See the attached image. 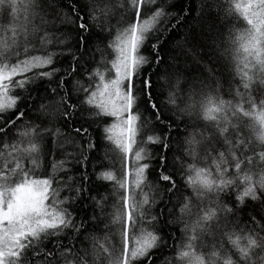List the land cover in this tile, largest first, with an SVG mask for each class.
Segmentation results:
<instances>
[{"label": "snow or ice", "instance_id": "6c2138e0", "mask_svg": "<svg viewBox=\"0 0 264 264\" xmlns=\"http://www.w3.org/2000/svg\"><path fill=\"white\" fill-rule=\"evenodd\" d=\"M175 7L168 5L166 0H23L22 3L20 0H0V14L9 17L14 25L11 36L0 39V156H3L0 161V264H264V174L258 180L250 174L257 164L264 173V134L259 136L261 150L257 152L256 147L242 136L238 117L250 113L240 102L232 108V116L237 117L236 124L226 116L221 119L217 115L225 112V105H231V101H213L208 96V103H215V107L202 105V116L201 111L189 103L197 94L205 95L206 91L220 88V81L214 77L211 68L193 66H199L203 56L202 52L196 51L198 47L208 48L213 55L221 47L215 35L217 25L221 28L219 36H223L226 27L231 35L229 17L233 16L234 7L239 15L233 18L246 22L248 27L247 35L236 37L232 43L243 41L239 47L252 58L255 70L253 75L243 73L241 84L247 92L252 88L254 76L259 81V107L264 125V0H246L223 13L219 0H198V3L188 0L173 15L169 9ZM149 13L148 20L139 25L141 16ZM190 18L199 24L201 34L212 43H200L193 33L191 41L185 37L172 48H165L167 41L163 33L168 31L169 25L176 26L171 21ZM126 19L128 26L118 33L115 41L103 48L86 46V35L96 37L103 44ZM157 20L160 23L153 26ZM71 32H75V44L70 47ZM88 44H91L90 40ZM145 45H150L153 60L140 54ZM109 49L115 52L109 69L114 70V78L105 82L101 75L100 83H95L98 70L85 68L82 75L87 77L88 86L80 80L75 81L74 86L76 92H83V99L78 95L73 98L65 90L63 76L57 87L52 88L50 84L43 87L45 79L51 81L60 71L53 66L59 62L58 57H71L73 63L65 69L64 75H74L77 65L91 68L98 63L96 54L103 60L111 55ZM35 52L41 55H34ZM46 66L52 67L33 71ZM161 66L163 85L157 94L151 74L144 73L148 69L160 71ZM196 71L201 75H195ZM157 95L164 99L157 102ZM236 95L240 96V93L237 91ZM247 103L252 110L257 109L252 95L248 96ZM85 105L99 109L90 111V116L99 118L91 123L105 125L99 139L90 136L91 123L85 126L76 121L77 112H82ZM27 110L35 117L25 126L32 129L33 134L21 133L28 137V147L20 149L9 144L7 137L27 115ZM186 116L188 120L184 119ZM109 117L115 118L111 124L107 120ZM201 119L206 123H201ZM57 120H62L68 127L67 134L50 127ZM189 120L192 131H188ZM145 132L148 133L146 138ZM185 132L187 135L181 142ZM138 134L142 137L139 143L145 147L135 151L137 160L142 158V153L147 160L153 159L147 144L164 151L156 157L159 166L155 169V183L147 180L149 162L134 165L129 180L128 154L134 151ZM45 136H51L54 145L58 137H63V143L59 144L61 148L65 144L78 148L82 165L89 159L85 151L103 152L97 165L101 171L94 175L97 181H110L120 190L119 209L115 214L106 211L105 185L96 183L94 188L88 187L90 181L86 173H82L76 183L72 182L73 177H68L69 182L64 184L67 195L63 199L51 190L50 178L30 176L23 161L27 159L33 165L39 164L40 142ZM77 136L81 139L77 140ZM173 140L183 149V157L205 165L196 169L197 176L205 177L198 182V187L191 176L185 180L193 187L192 195L199 201L191 231L188 221L192 215V199L181 192L180 181L176 179L184 166L183 157H177L172 169L166 166V154L171 150ZM106 142L119 150V179L114 171L104 170V158L113 151ZM192 167L188 165L189 170ZM180 175L183 179L184 173ZM233 187L237 190L234 206L216 203L209 208L201 207L205 198H218ZM50 197L52 203L46 204ZM245 198L253 202V214L241 224L239 214L243 211ZM80 203L84 206L83 215L76 209ZM89 205H92L91 212L87 211ZM157 206L159 211H156ZM165 211L171 219L164 218ZM117 222L121 225L118 244H112L107 236L104 243L99 242L95 234ZM145 223L151 230L141 229L138 237L129 234L130 228L135 233L137 225ZM172 225H183L181 231L187 238L186 243L176 246L174 261L164 256V249L170 247L166 237L173 235L164 229ZM197 230L200 234L207 231L213 243L209 245L201 239ZM217 234L219 243L216 242ZM197 242L204 250L200 255L191 251Z\"/></svg>", "mask_w": 264, "mask_h": 264}, {"label": "trees", "instance_id": "16d2710c", "mask_svg": "<svg viewBox=\"0 0 264 264\" xmlns=\"http://www.w3.org/2000/svg\"><path fill=\"white\" fill-rule=\"evenodd\" d=\"M195 2L198 3V0H195ZM246 0H219V3L222 6V13L232 7L233 5L237 3H245ZM166 3L168 5H175V8H170L169 11L175 15L176 12L181 8L182 5H186L188 3V0H166ZM233 16H230L229 19L231 20V35H229V28L226 27L223 29V36H219V33L221 32V28L219 25L215 28V35L217 43L221 45V47L218 49L215 55L211 53V51L208 48H197L196 51L198 53L202 52L203 56L200 62L199 66H193L194 68H211L213 70V75L215 78H218L220 81V88L213 92H207L205 95H195L189 100V103L192 104L196 110L201 111L202 116V109L201 106L206 107H215V103L209 104L208 103V96H211L213 101H218L219 99H223L225 101H231V105H225V112L218 113L217 115L221 117V119L225 118V116L231 121V123L236 124L237 123V117L232 116V108L235 106L237 102H240L244 109L246 111H249L250 115L248 116H239V126L242 128V136L243 138L252 146L256 147V151L259 152L261 149L259 147L260 141L259 136L264 134V125L261 123V108L259 107V92H258V85L259 81L255 79V76L253 77V85L252 88L249 91H245L241 84V76L243 73L247 72L249 75H253L254 69L252 67V58L248 56L246 53L243 52V49L239 47L243 41H237L236 44H233L232 41L236 39V37L239 36H246L247 35V25L246 22H243L242 20L237 21L233 17L238 16L239 13L235 12V9L233 7L232 9ZM151 13L148 15H142L141 19L145 20L148 19V16H150ZM2 20H4L3 25L8 24L10 26H14L11 22V19L9 17H5L2 15ZM127 19L124 23H122L119 27V29H114L112 36L108 37L103 44L99 40L96 39V37H88L86 35V46L88 47H101L103 48L107 43L110 41H115L116 37L119 32H122L124 28L128 26ZM160 23L159 20L155 21L153 26H156ZM171 24H175V27H171V25L168 26V31H165L164 37L167 43H165V48H172L175 43L178 40H183L185 37H188V39L192 40V34H195L196 40H198L200 43H212L211 40L207 39L206 35L201 34V29L199 24L194 19H188L186 21H171ZM151 30V29H150ZM170 33V34H169ZM205 33H207V29H205ZM70 36L73 37V39H70L68 41L69 46L75 44V32L69 33ZM91 41V44H88V41ZM155 42V41H153ZM163 43V41H162ZM214 47L216 45H213ZM237 49H239L237 51ZM109 52L111 55L106 56L103 60L99 56V54H96V60L98 63L93 64L91 68H89L88 65H84L81 67L80 65H77V72L76 74H69L67 76L64 75L65 69L70 68L72 65V60L70 56H61L58 57L57 60L58 63H54V67L58 68L60 71L56 73L51 79V81H48L45 79L43 87H48L49 84L52 88L57 87V83L60 80L61 76L64 77L66 83L64 85V88L66 91L70 92L75 98L77 95L80 96L81 99H83V92H76L75 91V81L80 80L81 83L84 84L85 87L88 86L87 77L83 76L82 73H84V69L88 68L89 71H92L93 69L98 70L99 75L95 77V83H100V76L102 75L104 78H109L115 74L114 70L109 71L111 68V60L115 59V52L111 49H109ZM34 55H41L40 52L33 53ZM140 54L147 56L149 60L154 59V54L151 53L150 45H145L141 48ZM209 58H211L209 62ZM21 59H23V56H21ZM247 64V67L245 66ZM52 66H46L45 68L39 69V70H33V71H45L50 70ZM144 68H147V65L143 66ZM163 72V66H161L160 71H155L154 69H148L147 72L144 73V75L151 74V79L153 84L156 86L154 88V91L159 94L162 91V85L163 80L160 78L161 73ZM197 76H200V71H196L194 73ZM206 74V73H205ZM26 75H31V73H27ZM202 78V77H201ZM215 87V86H214ZM231 89V91H230ZM240 93V96L236 95V92ZM166 95V92H165ZM252 95L253 99L257 102V109L252 110L250 105L247 103L248 96ZM157 102H160L164 99L163 96L157 95L156 97ZM143 107V105H142ZM90 111L95 112L99 111V109H95L92 106L85 105L84 110L78 111L76 114V121H78L80 124H85L87 126L88 123H91L93 119H99L90 116ZM146 114V113H145ZM185 120H188L189 118L186 116L184 117ZM35 120V117L33 115V112L30 110H27V115L17 123V126L15 129L12 130V132L7 137V142L9 144H14L20 149H24L28 147L27 139L28 137L22 136L21 133L27 131L28 135L31 136L33 134L32 129H26V125L32 121ZM108 123L111 124L114 122L115 118L109 117L107 118ZM38 123V121H37ZM201 123H206L201 119ZM50 127L53 128V131H55L56 128H59L60 131L64 134H67L69 129L64 124L62 120L55 121ZM105 127L103 123H91V127L89 128L90 136L96 137L99 139L102 129ZM183 128V125H181ZM188 131H192V121L189 120V127ZM148 133L145 132L144 137L146 138V135ZM187 132L183 133L181 136V142L183 140V136H186ZM141 136L138 134L137 136V144H134V151H131L128 154V165L131 166V160L132 156L135 155V151H138L140 147H145V145L140 144L139 141L141 140ZM77 140H80V137H76ZM63 143V137L57 138V144H53V138L51 136H45L43 141L40 142L41 144V151L39 153L38 159L39 164L33 165L29 160L25 159L23 161L24 167L26 170L29 171V174L32 178L36 179H43V178H50L52 180L51 184V190L55 191L59 197V199H63L65 195H67L66 190L64 189V184L69 182L68 177H73V183L80 181V175L82 173H86L89 176V183L88 187L94 188V185L96 183H103L107 189V191L104 193L108 196L107 201V208L106 211L109 213L115 214L118 209V201H119V195L118 192L120 191L117 188L113 187L112 182L110 181H97L96 177L94 175V172L101 171L97 165L100 164V160L103 157V152H87L85 151V155L89 156V159L83 162V165L81 164V155L78 148H74L71 145L65 144L63 148L59 147V144ZM110 149H113V151H109L107 153V157L104 158V170L105 171H114V174L116 175L117 179L120 178V161H119V150L115 149V145L111 142H106ZM148 153L153 158L151 161L147 160L145 157V154H143V160L144 162L150 163V168L147 171V180L151 183H155L156 181V175H155V169L159 166L157 164L156 157L158 155L164 154L163 149L158 148L155 145L147 144L146 145ZM2 151V150H0ZM8 152H11V149L7 150ZM67 153H72V155H67ZM4 155H7V152L4 153ZM249 156L252 155L251 152L248 153ZM183 157V149L181 147H178V144L175 140H173L171 144V150L167 152L166 154V160H167V167L169 169H172L174 167V162L176 161L177 157ZM3 156H0V161H2ZM258 159V157H257ZM184 160V166L180 168V172L177 173L176 179L180 181L181 185V192L185 196H191L192 199V208H191V219H189L188 223L190 225L189 231H191V224L192 220L196 218V212H197V205L199 204V201L196 199L195 196L192 195L193 193V187L187 185L185 183V180L188 176H191L194 184L198 187V182L203 180L204 176H197L196 169L199 167H204L205 165L203 163L193 161L191 158L183 157ZM210 163V162H209ZM193 165L192 169H188V165ZM210 171H214L211 170ZM231 171V170H230ZM130 173V172H129ZM180 173H184V178H181ZM234 174V173H233ZM250 174L253 175L254 180H258L259 176L262 173L260 165H255L254 168L251 170ZM16 177H13V180H15ZM132 179V175H129V180ZM239 184V181L237 182ZM242 186V185H241ZM139 191V190H137ZM144 191H148V188L145 187ZM94 194V193H93ZM237 194V190L235 187H233L230 191L226 193H221L220 196L214 197L209 196L204 199L203 204L201 207L203 208H209L212 207L216 203L221 204H228L229 206L235 205V196ZM99 198V197H97ZM173 200H175V197H173ZM52 199L47 201V204H51ZM116 207H113V206ZM77 211L83 215L84 212V206L83 203L76 205ZM71 210V209H70ZM92 205H89L87 208L88 212H91ZM156 211H159V206H157ZM253 214V202L249 198H245V204L243 207V211L239 214L240 215V223L244 224L247 220L249 215ZM165 219H171V217L168 216L167 211H165ZM111 219V217H109ZM250 226V225H249ZM183 225H172L169 227H166L164 231L169 234H173L170 237H166L168 240V244L170 245L169 248L164 249V256L169 257L171 260H175V249L176 246L182 245L187 242L186 236L183 235L181 229ZM141 229L144 231H149L151 228L147 226V224H138L137 229L135 233H133V230L130 228L129 234L140 236L141 235ZM120 231H121V225L119 222L115 224H110L108 229H105L99 233H96L95 235L98 237L99 242L104 243V237L107 236L108 241H110L112 244L116 245L119 242L120 237ZM198 234L199 233V230ZM201 239H204L209 245L213 243L212 237L205 231L204 233L200 234ZM216 242H220V237L217 234L216 236ZM184 250V249H181ZM191 251L195 252L197 255H200L204 252L203 249L199 247V243L191 249ZM159 264V262H157Z\"/></svg>", "mask_w": 264, "mask_h": 264}, {"label": "rangeland", "instance_id": "374dc122", "mask_svg": "<svg viewBox=\"0 0 264 264\" xmlns=\"http://www.w3.org/2000/svg\"><path fill=\"white\" fill-rule=\"evenodd\" d=\"M20 2L22 3L23 0H20ZM2 18H3V17H2V14H0V39H6V38H9V37L11 36V28H12V26H10L9 24H8V26L5 25V24L3 25L4 20H2ZM146 20H148V19L142 20V19L140 18V20L138 21V24H139V25H143L144 21H146ZM5 29H8V31H5ZM149 30H150V29H149ZM114 76H115V74H114L113 76L109 77V78H105V82H106L108 79L114 78ZM99 100H100V97H99V95H98V96H97V101H99ZM133 148H134V145H133ZM142 160H143V154H142V158L139 159V160L136 159L135 155L132 156L131 166L129 167V172H130V174H131L132 171H133V167H134V165H138L139 163H142ZM45 203L47 204V201H46Z\"/></svg>", "mask_w": 264, "mask_h": 264}]
</instances>
